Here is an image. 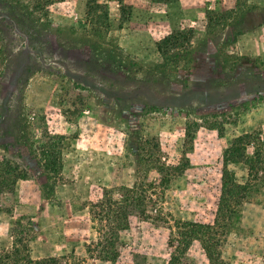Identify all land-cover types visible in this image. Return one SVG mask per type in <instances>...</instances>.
<instances>
[{"label": "rangeland", "instance_id": "rangeland-1", "mask_svg": "<svg viewBox=\"0 0 264 264\" xmlns=\"http://www.w3.org/2000/svg\"><path fill=\"white\" fill-rule=\"evenodd\" d=\"M97 2L105 14L86 0H0V155L28 173L0 193V250L14 240L41 264H164L175 223L212 221L231 139L246 134L264 161V0ZM176 31L186 39L159 52ZM227 167L245 181L244 164ZM261 175L222 242L193 240L182 264H264ZM150 183L159 214H128L114 261L87 253L89 203Z\"/></svg>", "mask_w": 264, "mask_h": 264}, {"label": "trees", "instance_id": "trees-1", "mask_svg": "<svg viewBox=\"0 0 264 264\" xmlns=\"http://www.w3.org/2000/svg\"><path fill=\"white\" fill-rule=\"evenodd\" d=\"M85 6L87 13L98 8H104L103 13H106L105 5L97 0H86ZM180 38L186 39L185 33L176 31L164 36L156 43V49L164 54L166 44L174 43ZM208 128L217 127L211 124ZM246 138V134L232 138L221 153L220 185L212 221L175 223V229H169L165 242L167 259L164 264H182L180 256L193 240L198 241L206 250L218 246L233 222L239 221L241 206L256 185L254 181L262 179L261 174H264V161L259 151L255 150L250 156L247 155ZM43 155L45 170L53 168L55 162L51 154L47 152ZM230 163L245 165L247 175L243 183L235 180L233 172L227 167ZM27 177V171L17 161L0 155V193L11 192L16 181ZM151 183L145 188L136 184L122 186L117 192L104 189L102 197L89 203L87 209L94 222L95 238L85 244L87 253L100 260L114 261L119 254V232L127 228L128 214L136 211L143 218L149 217L151 213L159 214V206L155 205L157 194ZM148 201L151 203L146 206ZM0 264H41V262L30 258L25 244L13 240L9 249L0 250Z\"/></svg>", "mask_w": 264, "mask_h": 264}]
</instances>
